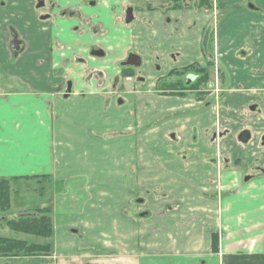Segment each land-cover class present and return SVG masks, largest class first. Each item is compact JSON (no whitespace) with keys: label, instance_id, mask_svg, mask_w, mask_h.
I'll use <instances>...</instances> for the list:
<instances>
[{"label":"crops","instance_id":"0c3cea01","mask_svg":"<svg viewBox=\"0 0 264 264\" xmlns=\"http://www.w3.org/2000/svg\"><path fill=\"white\" fill-rule=\"evenodd\" d=\"M48 1L0 0V180L49 183L53 254L0 264H264V0ZM211 23L218 99L160 93Z\"/></svg>","mask_w":264,"mask_h":264},{"label":"trees","instance_id":"16d2710c","mask_svg":"<svg viewBox=\"0 0 264 264\" xmlns=\"http://www.w3.org/2000/svg\"><path fill=\"white\" fill-rule=\"evenodd\" d=\"M180 0H177V2ZM200 7L203 8L207 4L208 11L213 9V5H209V1L200 0ZM212 4V2H211ZM198 6V8H199ZM175 8L184 9L181 4L175 2ZM207 35H205L206 38ZM204 40V45H205ZM207 52V47L204 50ZM213 63L208 62V68H201L199 66H192L178 74L179 77L183 75H192L196 78V82L187 85V80H175L176 83L164 84L158 90L162 94L184 96L186 92H195L198 97L204 95L203 88L208 87L211 79V70ZM12 188L11 181L0 180V217L9 214L12 209ZM6 228L17 234H24L26 236H33L44 240L43 244H35L24 240H17L12 238L0 237V258H34V257H49L53 254L52 239L54 235L53 219L49 209L37 210L34 214L7 220ZM214 252L218 250V238L213 240Z\"/></svg>","mask_w":264,"mask_h":264},{"label":"rangeland","instance_id":"374dc122","mask_svg":"<svg viewBox=\"0 0 264 264\" xmlns=\"http://www.w3.org/2000/svg\"><path fill=\"white\" fill-rule=\"evenodd\" d=\"M56 0H49L48 5L46 8L40 10V13L46 14L48 12H52V9L50 8V3H55ZM168 1V0H166ZM206 1V0H204ZM209 1V5H213V0H207ZM63 3L64 0H61ZM212 2V4H211ZM201 1L200 0H186V7L188 11H194L197 10L200 12L201 10L208 11V5L203 3V8H201L200 5ZM199 6V8H198ZM214 31L212 28V23L205 29L204 34L211 36L213 35ZM206 49V46L204 45V50ZM115 52V51H114ZM215 69L218 78L220 79L222 74H225L224 71L215 64ZM137 78L138 76L136 75L134 78V84H137ZM179 78V77H178ZM177 76H170V77H163L159 79L158 85L159 88L163 86L164 84H170V83H175V80L178 79ZM214 79H216V74L215 71L211 74V79H210V84L209 87L203 88L202 91H204V95H202V98H206L208 95L211 94H216L217 88L215 86ZM133 84V85H134ZM51 188L49 186V183L43 182L39 186L36 183H30V184H16L14 190H12V195L11 199H13V208L11 209L10 214L3 215L2 217L5 216L6 219L1 218L0 219V237L4 238H12V239H17V240H24L28 241L31 243L35 244H43L44 240L41 238H36L33 236H26L24 234H17L9 229L6 228V221L14 216H28L31 214H34L37 210H40V207L43 206V204H46L49 199H50V194H51ZM17 218V217H16Z\"/></svg>","mask_w":264,"mask_h":264},{"label":"flooded vegetation","instance_id":"af4514ba","mask_svg":"<svg viewBox=\"0 0 264 264\" xmlns=\"http://www.w3.org/2000/svg\"><path fill=\"white\" fill-rule=\"evenodd\" d=\"M145 1L148 2V6H147L146 10L147 11H150V12H152V11H160V12L166 13V12H170L172 10H179V9H181V8H175V2L178 3V4H181V6L184 9H186V5H185L186 4V0H180L178 2H177V0H168V1H166V0H145ZM44 6L40 10L44 9ZM214 39H215V37H213V35H211V36H208L207 35L206 38L204 36V40L206 42L205 43V46L207 47V52H205L204 51V48H203V54H204V57L207 60L206 67H204V68H208V62L213 63L214 64L213 67L215 68L216 48L214 46ZM9 48H10V51H11L12 55H14L16 57L20 56L26 50V44H25L24 40L22 39L21 35L15 29H11L10 30ZM132 55L139 57L138 55H136L133 52H131L129 54L128 61H129L130 56H132ZM139 59H140V66H141V58L139 57ZM128 61L126 63H124L123 65H128ZM128 66L133 67V68H136V69L140 67V66L134 67V66H131V65H128ZM192 66H199V65L194 64ZM192 66H190V67H192ZM213 67H212V69H213ZM187 68H189V67H187ZM187 68H184V69H174V70L171 71V73L169 75H167V77L175 76L176 75L177 78H178L179 75L178 74H174V73H176V72L177 73H181L182 71H184ZM213 71H215V74H216V79H214V82H215V86L217 88L216 97L218 99V96L220 94V90L218 89L219 88V85H220V79L217 76L216 69L213 70ZM133 78L134 77H131V78L125 77L124 79H129V80L131 79V81H132ZM185 78L187 80V85L193 83L194 81L196 82V78H194L192 75H189V76L188 75L187 76L186 75H183V76L179 77L178 79H180L181 81H183V80H185ZM132 83H134V80L131 83L128 82V84H132ZM158 87H159V85H158ZM208 87H209V85H208ZM257 169L259 171H261L260 168H257ZM10 215H12V214H10ZM1 218L6 219L5 216L4 217H0V219ZM15 218L16 217L14 216V217H12L10 219H15ZM17 218H21V217H17ZM10 219H8V220H10Z\"/></svg>","mask_w":264,"mask_h":264},{"label":"water","instance_id":"95a60500","mask_svg":"<svg viewBox=\"0 0 264 264\" xmlns=\"http://www.w3.org/2000/svg\"><path fill=\"white\" fill-rule=\"evenodd\" d=\"M128 65L134 66V67H138L140 66V59L137 56H130L129 61H128ZM69 94V93H68ZM250 139V133L248 131H244L240 137H239V141L242 144H246L248 143Z\"/></svg>","mask_w":264,"mask_h":264}]
</instances>
